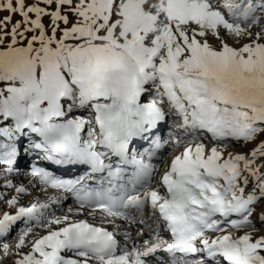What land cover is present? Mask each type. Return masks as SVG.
Returning a JSON list of instances; mask_svg holds the SVG:
<instances>
[{
  "label": "snow or ice",
  "instance_id": "1",
  "mask_svg": "<svg viewBox=\"0 0 264 264\" xmlns=\"http://www.w3.org/2000/svg\"><path fill=\"white\" fill-rule=\"evenodd\" d=\"M0 12L8 13L0 19L5 173L15 171L17 144L28 137L57 165L107 171L110 186L88 189L85 177L62 180L35 167L31 176L112 223L129 220L122 209L150 206L172 236L117 254L116 232L47 213L48 203L18 207L27 190L5 176L4 187L17 194L6 201L16 215L0 216V239L17 221L25 228L14 248L0 244V264L13 256V264H145L157 250L174 264L195 257L196 264H264V235L253 236L252 221L264 200V0H0ZM168 115L183 136L175 143L184 147L152 188L156 165L132 145L154 137ZM201 133L215 143L205 144ZM226 141L255 146L225 158ZM153 144L149 160L159 147ZM127 166V181L116 183ZM259 219L264 223V210ZM34 226L47 234L29 246Z\"/></svg>",
  "mask_w": 264,
  "mask_h": 264
},
{
  "label": "rangeland",
  "instance_id": "2",
  "mask_svg": "<svg viewBox=\"0 0 264 264\" xmlns=\"http://www.w3.org/2000/svg\"><path fill=\"white\" fill-rule=\"evenodd\" d=\"M32 2H33V0H28V3H32ZM6 15H8L7 12H0V19H2ZM19 19H20V17L16 16V18L13 19V22L16 20H19ZM47 24H48V22H47ZM252 30H253V32L257 31L258 26H254ZM229 43L233 44V46H238V45H235L234 42H232V41H229ZM87 114H88V112L85 110H79L76 113V115H83V116H87ZM165 123H166V126L168 129H167L166 134L163 137L162 141L167 146V148H166V151L163 152V154L160 158V163L158 164V167H157L158 169H166V167H168V162L170 161V159L174 158L175 155H178L180 152H182L183 147H184L183 144H181L178 147L175 143L176 139H174V138L180 137L181 139H183V136H182L180 130L177 128V122H176L175 118L172 117L171 115H168L166 120H165ZM201 138L203 139L204 143L209 145V146H211L212 144L215 143L211 140L206 139L202 133H201ZM261 138H264V137H261ZM226 143L228 144V147L222 149V151L224 153V157H227L229 153H231L232 155L249 153L250 150L255 146L254 144H246L243 142L237 143L235 141H226ZM22 152L24 154H26V157H29L31 155L28 152V149L26 150V152L23 150H22ZM259 162L260 161H258V163ZM0 166H2V165H0ZM2 167H0V173H1ZM20 172H19V176H20L21 180L26 181V182L32 181V179L27 176L25 169H21ZM15 173H13V174H15ZM5 176H7V175L4 174V176H3V174H0V190H2L4 188V187H2V185H4L3 181L5 180L4 179ZM8 178H9V176H7V179ZM159 181H160V176L151 182V187L152 188L159 187L160 186ZM34 191H36L37 193L48 192L46 189V186H44V185L37 187L36 189H34ZM0 193H3V192H0ZM3 194H4L3 195L4 198H3V200H0V203H1V201H4V203L6 205H7L6 201L8 199H11L12 197H14V195L16 196V194L12 195L11 191L6 193V194L5 193H3ZM26 196H27L26 198H28L29 194H26ZM6 205L2 209L0 208V216H2L4 212L10 213L9 207H8V205L7 206ZM255 208H256V211L253 214L252 221L255 224L257 231L253 232V236L255 238H258L259 236L264 235V223H262L259 219V216L261 215L262 210H264V200H261L258 204H256ZM64 209L65 210L63 211V214L68 213V210H69L68 206H65ZM78 209H80V208L78 207ZM130 209L131 210H130L129 214H130L131 220H129L130 222L125 223V224H128V225H126V227L128 228V230H130V232L132 234L137 235V233H138L139 236L141 237L139 244L133 243L131 245L132 247H133V245H135L137 248H142L144 246L145 241L150 243L151 241H154V239H156L157 235L159 236V238L161 240H163V241L166 240L160 236L159 232H156L154 234L148 233L150 231V229L156 225V223L154 222V219H152V217L154 216L156 220L159 219L157 213L155 215L153 214V211H152L150 206H146L145 209H143L141 211H137L134 208L133 214H131L132 213L131 211L133 210V208H130ZM103 220L105 221L106 219H102L101 216H98L96 219V221L99 224H101ZM109 224H111V223L103 224V226L109 225ZM111 227L117 228V225H111ZM24 228H25V224H24L23 220L17 221L16 224H14L12 226V228L9 232V235L6 238L0 239V244L8 243V244L12 245L14 248V245L17 242L21 231ZM160 229L162 230V228H160ZM33 230L37 231V234L35 236H42V235L46 234V231L44 230V228H41V227L34 226ZM249 231H251V230H249ZM141 233H142V235H141ZM243 234H244V232L236 233V235H243ZM120 237L125 239V237L122 235ZM121 243L123 245L125 243L124 240L121 239ZM27 244L30 245L29 241L27 242ZM22 251H24V250L22 249ZM157 251H159V250H157ZM15 258H16L15 256H13L12 258L4 257L3 258V264H13V261ZM159 260H160V262H162V264H165V262H166L165 258H162V257H160Z\"/></svg>",
  "mask_w": 264,
  "mask_h": 264
},
{
  "label": "bare ground",
  "instance_id": "3",
  "mask_svg": "<svg viewBox=\"0 0 264 264\" xmlns=\"http://www.w3.org/2000/svg\"><path fill=\"white\" fill-rule=\"evenodd\" d=\"M24 147L26 148L27 144H20V145L17 146V149L19 150L20 148H24ZM166 148H167V146L164 145L158 156H160L161 153L165 152ZM25 157H26V154H24L22 152L18 154L17 162H16V164L14 166L15 167V171H13L10 175L5 173L4 166L3 167L0 166V167H2L0 174H3V176H4V174L9 176L10 179L8 178L7 180L11 181V183L13 185H16V186L23 185L26 188V190H27L25 194H21L20 195L19 201H18V205H17L18 207L19 206L30 207L32 204L48 203L50 205V207L46 210L47 213H52L55 216L68 215L70 220H87L88 222L93 223L96 226H100V227H103V228H105V229H107L109 231L116 232L117 233V237H119L120 239L124 240V242H125L123 245H121L120 249H123V248L131 249L132 248L131 245L133 243L139 244L140 238H141L139 236V234L138 233H137V235L132 234L130 232V230H128V228L126 227V225H128V224H125L126 222H130L129 220H131L130 214H129L131 209H122V211H124L125 214L129 216V220L117 219L115 221V223H112V222H110L112 218H108L105 221L103 220L102 223L99 224L96 221V219H97L98 216H101V214H99V213L92 214L90 212L85 213L84 210L78 209L79 202L76 200V197L72 193L65 192V191L64 192H55V191L50 190V189L46 193H37L36 191H34V189H36L37 187H40L42 185H46L45 183L41 182L39 177H36L31 182H26V181L21 180L20 176H19V172L21 170L20 169L21 165L25 161ZM13 173H15V174H13ZM3 182L5 184V180ZM2 187H4V185H2ZM251 187H252V185L250 183L248 188L251 189ZM10 191L12 192V195L16 194L15 188H5L4 187L2 190H0V192H3L5 194L10 192ZM26 194H29L28 198H26L27 197ZM53 199H58L59 203L52 204V200ZM5 205L6 204L4 203V201H1L0 208L2 209L3 207H5ZM65 206H68V209H72V212L70 213L68 211V213L63 214V211L65 210L64 209ZM78 211L80 212L79 215L76 214ZM133 211H134V208L131 211L132 212L131 214H133ZM9 212H10L9 213L10 215H16V208H9ZM152 219H154V222L156 223V225L154 227H152L148 233H153L154 234L156 232H159L160 236L162 238L166 239L165 238V232L160 229V228H162V223L160 222V220L159 219L156 220L154 216L152 217ZM106 223H111V224H109L110 226L109 225H104L103 226V224H106ZM111 225H117V228L116 227L115 228L111 227ZM53 227L54 228H58L60 226L57 225V226H53ZM44 230L46 231V234H47L46 228H44ZM125 233H128L132 237L131 241H126V239H123V238L120 237L121 235L125 237V235H124ZM36 234H37V231L33 230V233L27 238V242L29 241V243L31 244L33 236H35ZM152 242H155V239H154V241H151L150 243H152ZM23 250L24 251H22V252L27 253L29 251V247H25ZM119 254H120V251H119ZM159 256H160V254L157 251L155 253L150 254L148 257L144 258L145 264H162L159 261ZM169 264H174V263L170 262Z\"/></svg>",
  "mask_w": 264,
  "mask_h": 264
},
{
  "label": "trees",
  "instance_id": "4",
  "mask_svg": "<svg viewBox=\"0 0 264 264\" xmlns=\"http://www.w3.org/2000/svg\"><path fill=\"white\" fill-rule=\"evenodd\" d=\"M15 18H16V16L13 17V19H15ZM47 22H48V18H45L44 23H45L46 26H47ZM13 23H15V21ZM28 35H29V38H30L31 34H28ZM148 98L150 99V97H148Z\"/></svg>",
  "mask_w": 264,
  "mask_h": 264
}]
</instances>
